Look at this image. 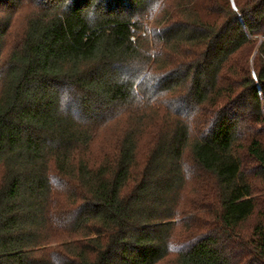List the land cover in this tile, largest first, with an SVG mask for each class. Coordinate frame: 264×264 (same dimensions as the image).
<instances>
[{
    "label": "trees",
    "instance_id": "1",
    "mask_svg": "<svg viewBox=\"0 0 264 264\" xmlns=\"http://www.w3.org/2000/svg\"><path fill=\"white\" fill-rule=\"evenodd\" d=\"M163 1L0 0V264H264V0Z\"/></svg>",
    "mask_w": 264,
    "mask_h": 264
},
{
    "label": "rangeland",
    "instance_id": "2",
    "mask_svg": "<svg viewBox=\"0 0 264 264\" xmlns=\"http://www.w3.org/2000/svg\"><path fill=\"white\" fill-rule=\"evenodd\" d=\"M191 1V0H190ZM181 2H183V3H188L189 2V0H164L163 2H161L156 8H155V10L152 12V13H147L146 15H145V18H144V20H143V27L141 28V30L138 32V34L139 35H141L142 37H145L146 36V34L147 33H149L150 34V36H149V38L150 39H152V35H151V33L153 32V30L156 28V27H158V26H160L163 22H165V21H169V20H171L172 18H171V15H172V10L169 8L172 4H173V6H174V8L175 7H177V5H179ZM169 3V4H168ZM231 3H232V5L233 6H235V0H231ZM173 8V9H174ZM29 9L30 8H24L23 10H22V12L19 14V15H21V17H23L24 16V14L26 13V12H29ZM171 11V12H170ZM170 12V13H169ZM169 19V20H168ZM16 26V25H15ZM23 27V24L22 23H19L18 24V26H17V29H20V28H22ZM138 35V36H139ZM137 35H136V37H138ZM17 37V35L16 34H13V37L11 38V39H8L7 40V42H6V44H7V46H10V45H12L13 44V40H14V38H16ZM135 37V38H136ZM257 38H259V43L261 42V41H263L264 40V38L263 37H257ZM151 48V51H150V53L154 56V55H156V51H157V49H156V47H154V45H153V43H151V46H150ZM257 47H258V45L256 46V49H255V51H254V53H253V56L251 57V60H250V69H251V71L253 70V58H254V54H255V52H256V50H257ZM170 58V57H169ZM164 59H168V57H163V60ZM102 133H109L108 132V130H106V131H103ZM106 136H109V134H102V138H101V141H103L104 140V138L106 137ZM110 138H111V135L109 136ZM193 185L191 184V185H189V188L191 189V187H192ZM194 189H196V188H193V194H192V196H194L195 194L194 193H196V190H194ZM191 198V197H190ZM189 199V198H188ZM264 200V199H263ZM200 211V210H199ZM181 218H183V217H176V218H174L173 220L174 221H178V220H181ZM255 224V219L254 218H252V219H250L246 224H245V229L246 230H249V228L250 227H252L253 225ZM182 227H180V228H177V230H178V232H180V231H184L185 230V228L184 229H181ZM181 233V232H180ZM59 238L57 237V240H58ZM58 241H60V240H58ZM57 243H61V242H57ZM55 243H49V244H46L45 246L47 247V246H53ZM174 253L173 254H171L168 258H166L165 260H163L160 264H174Z\"/></svg>",
    "mask_w": 264,
    "mask_h": 264
}]
</instances>
